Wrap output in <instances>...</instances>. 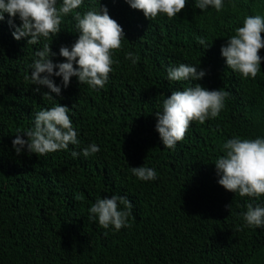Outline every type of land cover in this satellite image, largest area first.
I'll return each mask as SVG.
<instances>
[{"label": "trees", "instance_id": "obj_1", "mask_svg": "<svg viewBox=\"0 0 264 264\" xmlns=\"http://www.w3.org/2000/svg\"><path fill=\"white\" fill-rule=\"evenodd\" d=\"M61 3L57 0V7ZM195 3L187 0L171 20L166 14L149 20L127 0H84L62 17L60 33L35 45L13 37L5 14L0 21V264H264V227H244L242 216L249 203L264 207V195L241 197L226 190L215 166L229 139H264V48L254 79L228 68L221 54L247 16L264 17V0H223L219 12ZM102 7L125 33L104 88L94 90L77 77L64 88L62 77L53 76L61 95L46 99L49 89L43 86L35 93V53L48 43L56 53L53 63L67 62L59 52L79 38L75 12ZM21 23L17 16L14 24ZM129 52L139 57L136 63L127 58ZM182 63L206 75L169 81L168 68ZM196 83L227 91L225 107L204 124L191 122L185 139L174 150L165 148L155 113L173 91ZM57 104L70 109L79 145L17 155L16 135L34 127L36 113ZM93 143L100 151L84 157L82 150ZM72 151L80 155L73 158ZM141 166L154 169L157 178L138 179L132 167ZM112 195L132 202L131 227L105 230L88 219L91 205Z\"/></svg>", "mask_w": 264, "mask_h": 264}, {"label": "clouds", "instance_id": "obj_2", "mask_svg": "<svg viewBox=\"0 0 264 264\" xmlns=\"http://www.w3.org/2000/svg\"><path fill=\"white\" fill-rule=\"evenodd\" d=\"M84 0H62L57 7V0H0V21L8 14V23L15 30L13 37L19 41L28 38L27 44H38L43 38L51 39L60 33L62 17L73 13L81 7ZM187 0H127L131 8L141 10L149 20H155L159 14H166L173 19L186 7ZM196 8L207 10L214 8L217 12L223 9V0H196ZM19 16L20 26L14 24ZM78 40L71 49L60 48L59 55L67 62L53 63L51 46L44 43L42 50L35 53L38 57L32 65L31 81L34 92L40 93L41 86L49 89L44 93L46 99H53L52 93L61 95V87L52 79L62 77V85L67 88L71 78L77 77L80 84H86L92 89L104 88L116 63L113 55L122 47L125 38L123 28L109 15L107 7L100 11L89 10L83 14L76 11L74 15ZM264 17L247 16L242 27L235 29V34L222 46L221 54L226 58L228 68L236 71L247 79L255 78L260 71L262 58L259 51L264 48ZM198 44L207 49L206 40L197 38ZM127 58L133 63L139 60L133 53H127ZM59 69L56 71L55 69ZM206 75L198 66L180 64L169 67V81H199ZM229 93L223 90H207L199 83L172 95L163 101L162 111L155 113L158 131L165 148L175 149L177 142L183 141L186 132L193 121L204 124L208 119L217 118L225 107ZM67 106L57 104L50 109L41 110L35 115L32 129L16 135L12 141L17 155L25 149L29 154L37 156L67 150L69 145H79L78 133L74 130ZM26 135L27 139L23 136ZM100 148L91 144L82 150L84 157L95 155ZM224 155L215 161L218 183L226 190L238 193L241 197L259 198L264 195V139H242L235 137L222 145ZM73 158L80 153L72 151ZM132 173L142 181L155 180L157 173L150 167H132ZM77 200L82 197L77 196ZM121 205L123 206L121 208ZM226 207L231 208V205ZM132 202L125 196L112 195L104 197L89 208L88 219L98 221V225L107 230L110 226L116 231L131 227L129 217L132 216ZM244 227H264V207L249 203L247 211L242 213Z\"/></svg>", "mask_w": 264, "mask_h": 264}]
</instances>
